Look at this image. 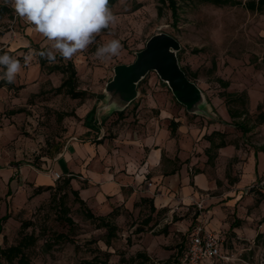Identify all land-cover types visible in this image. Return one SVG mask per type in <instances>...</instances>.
Wrapping results in <instances>:
<instances>
[{
	"label": "rangeland",
	"instance_id": "rangeland-1",
	"mask_svg": "<svg viewBox=\"0 0 264 264\" xmlns=\"http://www.w3.org/2000/svg\"><path fill=\"white\" fill-rule=\"evenodd\" d=\"M0 4L9 8L0 18V55L7 52L22 65L11 87L0 83V174L14 170L20 185L16 201L12 199L15 194L11 199L0 197V216L4 201L9 210V218L2 222L0 248L14 247L24 236L34 238L23 249V263L20 255L8 260L0 254V264H77L104 252L110 254L108 264H121V256L128 259L137 253L147 254L153 264H175L186 249L188 232L197 224L194 213H204L203 208L183 209L171 217L166 213L156 215L148 204L139 202L132 208L121 206L119 215L111 220L117 227L116 236L107 246L106 229L99 228L98 221L85 214L89 210L94 216H101L100 212L81 204L70 187L63 184L62 175L51 181V189L39 194H34L37 184L28 175L43 171L52 178V165L69 138L80 139L77 127L89 119L90 113L86 118L85 114L95 109L96 115L100 108L98 99L107 93L114 67L134 62L146 41L160 33L177 41L178 64L201 93L199 111L187 110L157 73L150 71L138 82L137 95L130 106L103 120L105 133L111 137L135 130L139 118L146 122L157 118L161 109L172 116H185L187 125L202 128L207 123L208 127L220 119L222 109H227L223 92H245L248 113L241 118L228 117L224 138L226 142H241L247 152L261 148L264 123H259L256 116L264 114V13L250 12L243 5L216 7L178 2V21L174 23L170 10L158 0H117L111 7L117 23L104 30L96 43L72 60L65 61L57 55L56 63H47L73 65L77 90H84L87 95L72 99L64 89L57 90L65 78L61 72L41 68L39 56L25 62V55L41 49L45 40L15 14L10 4L4 0ZM113 38L122 44L120 55L107 60L95 58L96 47ZM219 80L228 86L224 88ZM231 107L241 106L235 102ZM91 118L94 120V116ZM244 128L247 132L242 135ZM234 160L226 163L230 185L242 171L233 164ZM256 175L242 189L239 212L226 207V225L230 227L220 235L233 258L214 264H264V237H257L264 233V171ZM228 184L226 191L231 188ZM136 228L142 231L136 233Z\"/></svg>",
	"mask_w": 264,
	"mask_h": 264
},
{
	"label": "crops",
	"instance_id": "crops-1",
	"mask_svg": "<svg viewBox=\"0 0 264 264\" xmlns=\"http://www.w3.org/2000/svg\"><path fill=\"white\" fill-rule=\"evenodd\" d=\"M98 101L100 108L96 115L95 109L88 112L85 118L90 113L89 119H84L77 127L80 139L70 137L52 165L63 179L70 180V189L78 193L79 199L101 216L121 206L132 208L137 202L148 204L150 212L156 215L166 213L171 217L183 209L200 207L204 213L200 211L193 216L197 224L204 222L216 233L226 232L230 227L226 225V207L233 213L239 212L242 189L264 171L261 148L247 152L241 148V142L225 141L224 126L230 118L227 109L221 110L218 121L208 127L206 123L202 128L187 125L186 117L181 114L172 116L161 109L157 118L147 122L139 118L135 130L128 129L109 137L103 120L115 112H123L132 101L121 108L107 93ZM222 141L226 145L218 147ZM233 158V164L242 171L230 185L226 163ZM28 176L35 180L36 188L51 187L49 184L55 181L43 171L30 172ZM17 177L12 169L0 174V197L11 199L15 194L12 199L17 200L20 188ZM226 183L231 187L228 191ZM3 206L0 234L2 222L9 218L5 201ZM4 216L7 218L2 219Z\"/></svg>",
	"mask_w": 264,
	"mask_h": 264
},
{
	"label": "clouds",
	"instance_id": "clouds-1",
	"mask_svg": "<svg viewBox=\"0 0 264 264\" xmlns=\"http://www.w3.org/2000/svg\"><path fill=\"white\" fill-rule=\"evenodd\" d=\"M15 14L44 38L41 50H30L25 62L39 56L50 64L72 60L96 43L101 33L117 23L109 0H4ZM111 35V33H109ZM119 39H108L99 44L94 57L107 60L120 55ZM22 70L19 59L5 52L0 55V80L14 83Z\"/></svg>",
	"mask_w": 264,
	"mask_h": 264
},
{
	"label": "trees",
	"instance_id": "trees-1",
	"mask_svg": "<svg viewBox=\"0 0 264 264\" xmlns=\"http://www.w3.org/2000/svg\"><path fill=\"white\" fill-rule=\"evenodd\" d=\"M117 0H109V5L112 7ZM160 3L165 5L170 12L171 17L173 18L174 23L178 21V8L179 4L178 2L183 3H197V4H211L216 7H223V6H237V5H243L245 9H247L250 12H257V13H264V0H246L242 2V0H158ZM158 9V15H161V8L160 6ZM9 12V8L3 4H0V18ZM41 49H38V51ZM47 63H49L46 59L39 57V66L41 68L49 67L50 71H59L61 72L65 78L62 80L60 86L57 88V90L64 89L65 92L73 99L86 98V92L77 90V77L76 72L72 64H66V65H57L53 64L52 66H47ZM49 65V64H48ZM185 73L186 77L190 79L188 74L185 72L184 69H182ZM219 82L222 84L224 88L228 86L227 82H224L223 80H219ZM1 85H6L11 87V84L7 83L4 80H0ZM21 87V86H20ZM221 96L225 99V104L227 107L228 114L230 118L236 119L241 118L242 116L246 115L248 113L247 110V95L245 92H241L240 94H232V93H226L223 92ZM239 102L240 108L231 107V103ZM121 113V112H119ZM257 120L259 123H264V114L259 113L257 116ZM173 125V124H171ZM237 127H240L241 124L235 123ZM175 129L173 126L171 127V132L174 133ZM243 133L247 132V129H242ZM226 145L224 141L220 142L217 146L221 147ZM261 150L264 151V145L261 147ZM63 184L65 186L70 187V180L68 178H64ZM51 189V187H38L34 190V194H39L43 190ZM72 193L78 198L79 202L84 205V202L79 199L78 193L74 190H72ZM153 209V207H151ZM119 208H114L111 212H109L105 216H94L89 210H86L85 214L88 218L94 221H98L97 225L99 228H105L106 229V245L108 246L110 243V240L112 237L116 236L117 227L113 222L111 221L115 216L119 215ZM7 216H4L2 219H6ZM69 222L70 219H67ZM150 218L146 220V223H149ZM233 227V226H231ZM1 231V226H0ZM142 230L140 228H136L135 232L140 233ZM257 237H264V233L259 234ZM34 241V238L32 236H24L21 241L18 243V245L14 247H10L9 249L2 250L0 248V254L5 257V259L10 260L13 256L20 255L19 261L21 263L24 262L23 260V249L26 248L30 243ZM109 253L104 252L101 256L95 255L90 259H84L79 261L77 264H108L109 259ZM263 261H264V255H263ZM121 264H153L150 257L145 253H137L134 257H130L128 259L124 258L123 256L120 257Z\"/></svg>",
	"mask_w": 264,
	"mask_h": 264
},
{
	"label": "water",
	"instance_id": "water-1",
	"mask_svg": "<svg viewBox=\"0 0 264 264\" xmlns=\"http://www.w3.org/2000/svg\"><path fill=\"white\" fill-rule=\"evenodd\" d=\"M177 49L178 43L172 36L165 33L151 36L136 54L134 62L114 67V75L106 86L107 94L123 108L135 99L138 82L150 71H155L180 104L193 113L199 111L200 90L179 66Z\"/></svg>",
	"mask_w": 264,
	"mask_h": 264
},
{
	"label": "built area",
	"instance_id": "built-area-1",
	"mask_svg": "<svg viewBox=\"0 0 264 264\" xmlns=\"http://www.w3.org/2000/svg\"><path fill=\"white\" fill-rule=\"evenodd\" d=\"M51 176L54 180L61 177L56 171L51 172ZM150 185L151 182L148 183ZM223 245L224 239L219 233L199 222L188 232L186 249L175 264H214L232 260L233 254L226 251Z\"/></svg>",
	"mask_w": 264,
	"mask_h": 264
}]
</instances>
